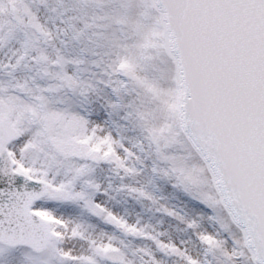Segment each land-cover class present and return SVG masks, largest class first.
Instances as JSON below:
<instances>
[{
	"label": "snow or ice",
	"instance_id": "6c2138e0",
	"mask_svg": "<svg viewBox=\"0 0 264 264\" xmlns=\"http://www.w3.org/2000/svg\"><path fill=\"white\" fill-rule=\"evenodd\" d=\"M0 264H264V0H0Z\"/></svg>",
	"mask_w": 264,
	"mask_h": 264
}]
</instances>
